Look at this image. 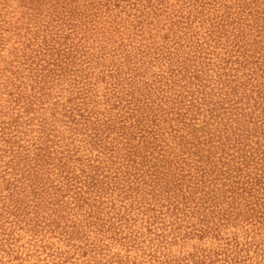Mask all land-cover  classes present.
<instances>
[{"label":"rangeland","instance_id":"obj_1","mask_svg":"<svg viewBox=\"0 0 264 264\" xmlns=\"http://www.w3.org/2000/svg\"><path fill=\"white\" fill-rule=\"evenodd\" d=\"M0 264H264V0H0Z\"/></svg>","mask_w":264,"mask_h":264}]
</instances>
